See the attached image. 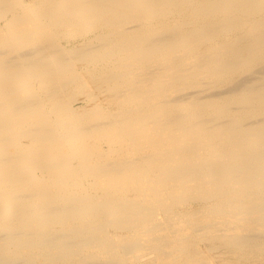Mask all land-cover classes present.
I'll list each match as a JSON object with an SVG mask.
<instances>
[{
	"label": "bare ground",
	"instance_id": "obj_1",
	"mask_svg": "<svg viewBox=\"0 0 264 264\" xmlns=\"http://www.w3.org/2000/svg\"><path fill=\"white\" fill-rule=\"evenodd\" d=\"M211 239L264 249V0H0V264Z\"/></svg>",
	"mask_w": 264,
	"mask_h": 264
},
{
	"label": "rangeland",
	"instance_id": "obj_2",
	"mask_svg": "<svg viewBox=\"0 0 264 264\" xmlns=\"http://www.w3.org/2000/svg\"><path fill=\"white\" fill-rule=\"evenodd\" d=\"M82 29V28H81ZM82 30H84V28L82 29ZM82 30H80V31H82ZM80 33V32H79ZM73 34L74 33H72L71 34V36L73 37V38H76V40L78 39V37H79V35H77V34H74L75 35V37L73 36ZM77 35V36H76ZM79 42H82V41H78L77 43H74V45H77V44H79ZM216 241H218V240H213V239H211V240H206V241H204L205 243H202L201 244V248L204 250V251H206L207 249H213L212 251H209L208 250V252H207V254L208 255H206V256H204V258L203 257H201V256H195V255H192L193 256V259H192V261L194 262V264H197L196 262H198V264H238V262H239V264H262V263H264V259H262V258H264V249H262V250H260V251H258L257 253L259 254V256H261V257H259L258 256V254L257 253H255V254H249L250 256V258L247 256V255H244L243 257H239V256H236L234 253H232V251L228 248V247H226V246H224V245H222L221 243H220V241H218V242H216ZM216 243V244H215ZM204 244V245H203ZM256 244L257 245H259L260 246V244H261V241H257L256 242ZM222 246V247H221ZM224 247V248H223ZM223 248V249H222ZM217 249V250H216ZM262 253V254H261ZM230 254H231V256H230ZM232 254H234V255H232ZM213 255V256H212ZM178 257H175V258H172V260L170 259V261H172V263L173 264H179L180 262H182L183 264L184 263H186V262H184V258L181 256V254L180 255H177ZM194 256L195 257H197V258H199V257H201V259L203 260L204 259V261L203 262H201L200 260H198V259H196V258H194ZM209 256V257H208ZM233 256V257H232ZM247 256V257H246ZM252 256V257H251ZM256 256H258V257H256ZM181 257H182V259H181ZM180 258V259H179ZM207 258V259H206ZM241 260H240V259ZM173 259L174 260H176V261H173ZM200 259V258H199ZM205 259H206V261H205ZM212 259V260H211ZM215 261H214V260ZM235 259V260H234ZM239 259V260H238ZM261 259V260H260ZM157 260V261H156ZM154 259L153 261H152V263H150V264H159L158 263V261L160 262V264H170L171 262L169 261V259H165V263H164V261L162 262V260H159V259ZM179 260V261H178ZM198 260V261H197ZM209 260H210V262H209ZM259 260V261H258ZM168 261H169V263H168ZM179 263H178V262ZM196 261V262H195ZM199 261H200V263H199ZM248 261V262H247ZM156 262V263H155ZM175 262V263H174ZM208 262V263H207ZM182 263H180V264H182Z\"/></svg>",
	"mask_w": 264,
	"mask_h": 264
}]
</instances>
